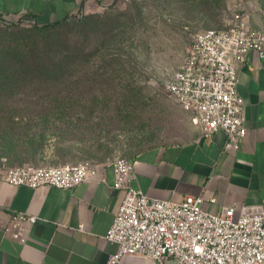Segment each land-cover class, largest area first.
I'll use <instances>...</instances> for the list:
<instances>
[{"label": "crops", "instance_id": "0c3cea01", "mask_svg": "<svg viewBox=\"0 0 264 264\" xmlns=\"http://www.w3.org/2000/svg\"><path fill=\"white\" fill-rule=\"evenodd\" d=\"M114 2L0 0V19L9 14L14 23L43 26L81 13L101 12ZM252 23L264 28L261 18H252ZM237 71L248 128L239 146L228 143L224 130L204 134L192 113L180 106L188 115V136L152 144L128 156L135 166L133 185L150 197L165 200L202 194L203 208L212 212L226 206L239 211L244 205L264 203V57L251 52ZM97 167L106 181L88 180L73 188L15 186L0 178V264H106L118 249L106 235L123 192L112 187L111 161L99 162ZM13 209L40 217L26 243L5 232ZM120 264L157 262L125 255Z\"/></svg>", "mask_w": 264, "mask_h": 264}, {"label": "built area", "instance_id": "2783aa9c", "mask_svg": "<svg viewBox=\"0 0 264 264\" xmlns=\"http://www.w3.org/2000/svg\"><path fill=\"white\" fill-rule=\"evenodd\" d=\"M235 21L221 29L198 31L186 57L166 84L168 93L192 120L210 135L224 130L228 143L238 147L246 137L245 100L238 91V64L255 52L264 57V28L252 23L243 0H235ZM14 23L3 15L1 25ZM16 24L24 25L25 21ZM112 187L123 192L106 238L118 245L106 264H120L125 255L153 259L157 264H264V203L226 206L218 212L203 208L204 197L182 200L150 197L133 185L134 163L127 157L111 161ZM0 178L32 188H73L88 180L106 181L97 163L82 161L60 166L0 165ZM211 201H215L214 198ZM36 214L11 210L5 232L26 243Z\"/></svg>", "mask_w": 264, "mask_h": 264}, {"label": "rangeland", "instance_id": "374dc122", "mask_svg": "<svg viewBox=\"0 0 264 264\" xmlns=\"http://www.w3.org/2000/svg\"><path fill=\"white\" fill-rule=\"evenodd\" d=\"M243 1L251 18L262 19L264 0ZM234 4L235 0H115V4L102 10V17L117 20L118 28L93 35V43L100 48L94 70L96 74L106 70V75L92 73V83L83 79L61 81L68 88L91 83L106 89L100 101H91L98 109V117L84 122L80 131L69 136L78 142L66 149L63 158H53V151L48 149L47 159L24 161L12 156L6 144L14 130L5 126L14 114L0 113V165L55 167L82 161L110 162L152 144L187 137L188 115L168 93L166 84L183 63L198 31L233 25ZM72 21L46 31H38L32 25L0 27V52L19 54L29 42L72 38ZM117 54L119 59L109 58ZM106 60L103 67L101 63ZM56 86L45 89L55 90Z\"/></svg>", "mask_w": 264, "mask_h": 264}, {"label": "trees", "instance_id": "16d2710c", "mask_svg": "<svg viewBox=\"0 0 264 264\" xmlns=\"http://www.w3.org/2000/svg\"><path fill=\"white\" fill-rule=\"evenodd\" d=\"M102 13H81L63 21L34 26L38 31H46L73 20L72 38L59 42H29L25 51L19 54L0 52V113L14 114L13 120L5 126L9 131L14 130L6 144L18 160L29 161L37 157L45 160L48 149L53 151V158H63L66 149L78 142L69 136L80 131L84 122L98 117V109L91 101H100L107 90L91 85L94 81L92 73L96 74L94 69L98 66L94 59L100 51L98 43H93V35L95 32H112L119 26L115 24L117 20L104 18ZM262 19L264 21V15ZM15 26L23 25L12 23L0 27L10 29ZM117 56L109 58L119 59ZM107 61L101 65L104 67ZM105 71L94 76L103 77ZM71 79L91 83H84L86 87L82 88H68L61 82ZM55 85V90L45 89Z\"/></svg>", "mask_w": 264, "mask_h": 264}]
</instances>
